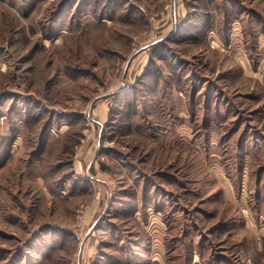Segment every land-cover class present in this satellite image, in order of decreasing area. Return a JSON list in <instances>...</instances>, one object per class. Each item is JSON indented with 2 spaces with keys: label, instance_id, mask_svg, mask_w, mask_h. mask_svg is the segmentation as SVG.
Wrapping results in <instances>:
<instances>
[{
  "label": "rangeland",
  "instance_id": "obj_1",
  "mask_svg": "<svg viewBox=\"0 0 264 264\" xmlns=\"http://www.w3.org/2000/svg\"><path fill=\"white\" fill-rule=\"evenodd\" d=\"M0 264H264V0H0Z\"/></svg>",
  "mask_w": 264,
  "mask_h": 264
}]
</instances>
